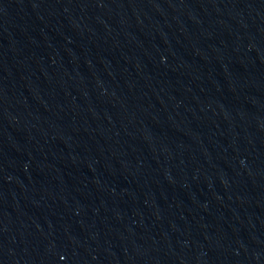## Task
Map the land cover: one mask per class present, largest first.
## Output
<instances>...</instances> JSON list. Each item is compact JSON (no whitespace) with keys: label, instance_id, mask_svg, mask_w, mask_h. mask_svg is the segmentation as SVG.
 <instances>
[{"label":"water","instance_id":"95a60500","mask_svg":"<svg viewBox=\"0 0 264 264\" xmlns=\"http://www.w3.org/2000/svg\"><path fill=\"white\" fill-rule=\"evenodd\" d=\"M0 264H264V0H0Z\"/></svg>","mask_w":264,"mask_h":264}]
</instances>
